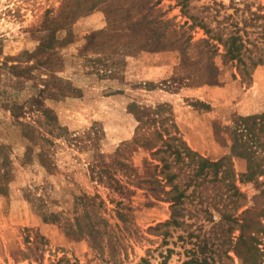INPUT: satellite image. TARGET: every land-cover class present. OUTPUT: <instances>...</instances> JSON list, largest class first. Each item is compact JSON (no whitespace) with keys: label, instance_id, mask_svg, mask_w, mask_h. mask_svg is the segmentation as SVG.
I'll list each match as a JSON object with an SVG mask.
<instances>
[{"label":"rangeland","instance_id":"374dc122","mask_svg":"<svg viewBox=\"0 0 264 264\" xmlns=\"http://www.w3.org/2000/svg\"><path fill=\"white\" fill-rule=\"evenodd\" d=\"M262 59L264 0H0V264H240L247 158L230 230L224 183L152 131L171 118L196 153H230L264 111L246 100Z\"/></svg>","mask_w":264,"mask_h":264},{"label":"trees","instance_id":"16d2710c","mask_svg":"<svg viewBox=\"0 0 264 264\" xmlns=\"http://www.w3.org/2000/svg\"><path fill=\"white\" fill-rule=\"evenodd\" d=\"M192 18H194V15ZM196 18V17H195ZM200 26L205 27L206 32L207 25L204 21L199 20L198 23ZM233 50L239 49L238 44L231 45ZM232 50V49H231ZM230 51V48L227 47V52ZM229 53V52H228ZM261 60V59H260ZM264 61V59H262ZM256 67V66H254ZM144 113V111H141ZM140 124L137 126L138 132L137 137L140 136V129H143V133L145 134L147 129L144 125L147 124V121L143 119H138ZM170 122H167V121ZM167 122V123H166ZM237 130L238 132L244 131L246 138L238 137L234 139V142L231 146L230 153L224 155L223 157L219 158L218 160H208L207 158L203 157L201 154L196 153L195 150L191 149L186 141L182 138L179 130L177 129L176 122L171 118H166L165 120L162 119L161 123L154 127L153 133H156L158 136L157 139L164 140L163 137L167 135V139H171L176 141L181 149V153L186 156L196 157V160L200 164V168L198 173L201 174L203 169L206 167L211 168L210 171L212 172V176L215 181H219L224 183V187L228 193V202L225 204V220H227L229 224V229L232 230L234 224L239 223L238 216L233 215V210L237 206V200L239 198H243L245 194L240 190V187L236 184V177L232 170L233 165V157H243L247 158L248 164L247 168L244 172H241L239 175V179L242 178L245 180H251L248 178H252L256 180L259 185L262 187L259 190V197H261V201L258 203L256 202V206L254 207L255 210H259V221L254 223L253 230H248L250 233L239 235V242L242 244V248L240 252L237 253L240 264H264V111L260 112L254 117L249 116H238L237 118ZM139 134V135H138ZM148 134V133H147ZM150 134V133H149ZM149 136H145L144 142L139 143L141 147H144L149 150H153L156 146H152ZM160 148L156 149L158 151ZM162 167H166L164 164ZM206 176L209 172H205ZM262 180H259L258 177H262ZM176 187L175 185L173 186ZM173 206L176 205L175 203L172 204ZM253 209V207L246 208L245 211ZM244 227L250 228L247 222H243L242 224ZM229 256V255H228ZM201 264V263H199Z\"/></svg>","mask_w":264,"mask_h":264},{"label":"crops","instance_id":"0c3cea01","mask_svg":"<svg viewBox=\"0 0 264 264\" xmlns=\"http://www.w3.org/2000/svg\"><path fill=\"white\" fill-rule=\"evenodd\" d=\"M161 54H164V53L147 52L145 54H141V56L143 58L144 56L146 57V59H144L145 64H155V63L164 64L166 61L158 62L157 59H150V58H158L159 55ZM252 81H253V85L257 89L247 93L246 100L247 102H250V103H253L260 99H264V65H259L254 68L253 74H252ZM202 116L206 118L207 115H202ZM182 118L183 117H181V119Z\"/></svg>","mask_w":264,"mask_h":264}]
</instances>
